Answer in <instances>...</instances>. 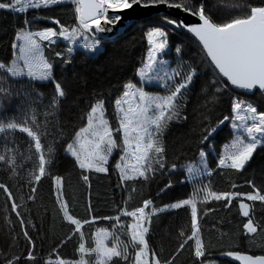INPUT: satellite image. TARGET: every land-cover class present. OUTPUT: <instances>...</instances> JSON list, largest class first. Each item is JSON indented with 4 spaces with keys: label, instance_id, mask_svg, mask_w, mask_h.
<instances>
[{
    "label": "trees",
    "instance_id": "trees-1",
    "mask_svg": "<svg viewBox=\"0 0 264 264\" xmlns=\"http://www.w3.org/2000/svg\"><path fill=\"white\" fill-rule=\"evenodd\" d=\"M0 2L9 3L10 0ZM141 2L150 3V0ZM170 2L185 3L193 8L203 3L206 14L214 22L224 23L247 13L246 7L233 5H260L264 0ZM163 17L176 20L168 15L137 20L120 34L95 38L100 41L101 48L94 52L82 46L72 47L62 38H56L52 43L41 41L45 57L53 64V77L66 93L54 115L48 117L43 113L52 111L49 105L55 95L54 83L31 80L26 76L11 77L0 69V89H6L0 91V122L6 123L14 118L22 120L24 113L31 114L34 110L41 125L39 131L43 133L42 144L45 148L51 145L55 149L52 163L46 165V173L37 183L32 181V174L38 168V156L30 147V139L19 131L0 133V155L5 156V160L0 161V184L11 193L9 197L0 189V264H9V261L12 264H58L59 259L78 261L81 257L79 244L83 242L86 248L95 247L98 229L114 232L123 242V247L130 241L128 225L132 218L121 213L142 207L145 200L152 201L146 209L149 212L192 199L194 189L204 185L217 193L242 194L254 192V185L264 194V146L257 148L241 171L219 166L217 158L235 134L231 123L233 102L244 100L264 112V94L259 91L251 95L237 92L230 85L216 93L215 88L226 81L212 66L200 44L186 31L167 24ZM57 20L59 24L55 23ZM61 26H78L75 5L71 0L23 12L0 9V63L8 65L17 58L14 45H17L19 33L46 28L59 31ZM152 28H162L167 32L168 48L161 55L167 67L179 69L182 74L191 71L193 79L179 98V119H173L162 135L164 168L147 180L124 181L116 167L123 155V133L117 131L120 115L115 101L123 94L125 84L140 85L138 73L147 62L151 48L147 34ZM70 47L73 49L71 52L68 51ZM65 60L70 62L64 63ZM180 82L181 77H175L168 87L148 84L146 88L150 92L167 95ZM98 100L103 101L105 118L118 139V148L105 173L81 169L67 150L76 134L87 126L88 113ZM225 116L230 117L229 121L218 126ZM213 128L215 132H211ZM206 135L208 139L204 140ZM201 151L207 154L208 167L213 172L189 179L192 175L185 166L197 161ZM13 158L14 163H11ZM84 176L88 177L87 181ZM57 177L60 178L59 184L56 183ZM241 200L252 205L251 215L258 224L254 234H245L243 225L248 218L242 215ZM14 203L18 205L15 210L12 208ZM62 203H66L68 213L81 222L96 218L81 228L83 239L74 231L75 225L65 219ZM196 203L205 255L199 259L195 257L194 239L184 243L192 232L190 206L168 208L152 215L147 223L146 239L160 264H236L225 257L227 253L264 255V203L248 201L243 196L232 199L227 206L225 200L211 198L206 203L196 198ZM116 216H120L123 227L113 229L115 220L104 218ZM25 232L28 237H25ZM107 244L112 246V239ZM181 244H184L183 248ZM29 253L35 259H28ZM128 253L130 257L134 255L130 245ZM87 259L94 264L95 254ZM111 264H131V259L113 258Z\"/></svg>",
    "mask_w": 264,
    "mask_h": 264
},
{
    "label": "snow or ice",
    "instance_id": "snow-or-ice-1",
    "mask_svg": "<svg viewBox=\"0 0 264 264\" xmlns=\"http://www.w3.org/2000/svg\"><path fill=\"white\" fill-rule=\"evenodd\" d=\"M62 2L63 0H10L9 3L0 2V9L11 8L23 12L29 8H48ZM71 2L75 5L77 27L67 28L61 26L59 31L54 28H46L38 32L23 31L17 35V40H21L23 43L14 45V47L19 48L17 58L8 65L0 63V69H3L11 77L26 76L31 80L54 83L55 95L49 105L52 111H45L43 113L45 117L54 115L55 109L58 108L66 93L61 84L55 81L53 64L44 56L40 41L52 43L54 38H62L75 44L78 33L80 36H84L85 41H87L88 37L84 34L92 32L93 28L96 33L110 32L112 29L103 25L114 24L121 20L119 15L109 16V10L117 12L141 4V0H71ZM157 3L166 4L170 8L181 9L199 18L200 23L191 26L184 24L183 21L177 22L176 20L167 19L166 22L176 27H186L187 31L194 34L201 42L211 63L218 69L219 74L226 78V82L215 88L216 93L223 91L229 85L249 92L259 90L264 93V3L260 5H241L237 3L233 7H246L247 13L224 23L214 22L206 14L203 3L198 8H193L186 6L185 3H174L170 0H150V3H145L144 6L148 7L150 4L155 5ZM101 21H103V25ZM55 23L59 24L60 22L57 20ZM147 36L151 48L145 67L140 69L138 73L141 80L150 82L152 79H162L165 87H168L169 82L173 81L175 77H181V82L175 85L174 90H170L167 95L163 96L150 94L142 87H137L131 82L124 85L125 91L121 98L115 101L117 113L120 115V124L117 131L123 133L125 156H130L135 161L132 164L125 163L123 167L120 163H117L116 167L120 169L121 179L124 181L137 178L147 180L150 175L164 168L165 148L162 135L173 119H179L181 107L179 98L183 96L184 91L187 90L193 79L191 71L182 74L179 69L169 70L167 62L160 59V56L166 52L168 45L165 30L156 28L151 30ZM37 37L39 40L36 39ZM99 43L100 41L93 37V40L86 42L84 47L89 50H96ZM72 50L71 47L68 49L69 52ZM57 55L60 54L57 53ZM19 61H23V66L20 65ZM69 62L64 61V63ZM148 73H162L163 75L162 77L149 76ZM0 91H6V89H0ZM137 98L138 102H136ZM215 98L213 96V100ZM124 105H128L127 109ZM232 112L234 115L231 117V121L235 134L232 142L225 147V153L219 159V166L241 171L257 148L264 146V112H259L255 106L241 100L233 102ZM229 119L230 117L225 116L218 122V126L223 125ZM87 121V127L82 128L76 134L78 138L76 146L69 144L67 150L76 159L81 169H95L98 172L107 171L103 165L107 163L108 156L118 145L113 138V130L104 117L103 101L98 100L91 107ZM40 127V122L34 110L31 114L24 113L22 120L18 121L14 118L6 123L0 122V133L19 131L26 134L32 142L30 147L34 148L35 154L38 156V168L32 174V181L37 183L45 175L46 165L52 163L55 151L53 146L49 145L45 148L42 144L41 136L43 133L39 131ZM215 131V128L211 129V132ZM89 132L94 138L93 140H88L87 136H84L82 140L79 139L83 134ZM211 132H209V135H211ZM207 139L208 136L206 135L204 140ZM200 156L202 159L199 167H189L188 169L194 178L202 174H210L205 169V161L203 160L205 153L201 151ZM124 159L125 157H121L122 161ZM4 160L5 156L0 155V161ZM11 163H14V158ZM172 167L175 168L176 166L173 165ZM200 169H205V171L202 173ZM84 180L87 181L88 177L84 176ZM56 183H60V178H56ZM253 188L254 192L246 194L239 192L217 193L204 185L194 189L192 199H185L165 208L152 209L149 212H146V209L149 208L152 201L145 200L142 207H138L134 211L125 210L121 213V215L132 217L135 221L128 225V231L130 232L128 244L121 247L123 242L114 232L98 229L95 235V247L86 248L82 242L78 247V252L81 254L78 261L65 262L63 259H59L58 264H90L85 256L91 257L92 254H95L94 264H111L113 258H120L125 261L131 259V264H160L156 254L151 252L149 248L146 239L148 227L145 224L150 222L151 216L158 211L184 206H190L191 208L192 227L191 235L187 237L184 243L194 239V255L199 259L205 255V244L199 235L196 198H200L202 203L208 202L209 198L216 201L225 200L227 202L226 206L231 204L232 199L241 196L248 201L264 203V194L259 189H255L254 185ZM0 189H3L11 197V193L3 184H0ZM32 191L35 192L36 189L33 188ZM239 206L242 215L248 218L243 225L245 234L256 233L258 224L251 215L252 205L241 200ZM17 207L18 205L15 203L12 205L13 210ZM62 209L64 210L65 219L75 225L74 231L80 233L83 239L81 228L84 224L94 222L96 218H93L92 221L81 222L68 213L66 203H62ZM104 219L115 220L116 223L113 225V229L117 226L123 227L120 216ZM24 235L28 237L27 232ZM181 235H184V233L182 232ZM109 239H112L111 247L106 243ZM129 245L134 249V255L131 257L128 253ZM180 247L183 248L184 244H181ZM227 255L234 256L242 264H264V255L252 256L233 252H229ZM16 259H19V257ZM28 259L33 260L35 257L29 253ZM9 264H12V262L9 261Z\"/></svg>",
    "mask_w": 264,
    "mask_h": 264
},
{
    "label": "water",
    "instance_id": "water-1",
    "mask_svg": "<svg viewBox=\"0 0 264 264\" xmlns=\"http://www.w3.org/2000/svg\"><path fill=\"white\" fill-rule=\"evenodd\" d=\"M111 13H115V14L119 15L121 17V20L119 22H116L113 25H111L112 26L111 27L112 28L111 34H108L107 32L100 33L101 37H103V38H108V37L120 34L131 23H134L137 20L147 19V18L156 16V15H168V16H171L173 18H176L177 22L183 21L184 24L189 25V26L196 25V24L200 23L199 18L197 16H193L190 13L185 12L181 9L170 8L166 4H159V3H157L155 5L150 4V6L145 7L144 3L141 2L140 5H136L131 9H126V10L117 11V12L111 11ZM102 25H103V23H102ZM170 26L174 27L175 29H177L179 31H183V30L186 31L200 44V46L204 50L203 45L198 40V38L195 37L194 34L188 32L186 27H176L175 25H170ZM204 52L207 56L206 50H204ZM207 58L209 59V61L211 63L210 58L208 56H207ZM212 66L215 68V66L213 64H212ZM215 70L218 72V69L215 68ZM218 74H219V72H218ZM220 76L222 79H224L226 81V78L222 77V75H220ZM231 87L236 91L243 92V93H246L249 95L254 94L257 91V90H255L253 92H249V91H246L243 89L236 88L235 86H231ZM233 253L252 255V254L241 253V252H233ZM252 256H262V255H252ZM225 257L233 263L242 264V262L236 260L234 256L226 255Z\"/></svg>",
    "mask_w": 264,
    "mask_h": 264
},
{
    "label": "rangeland",
    "instance_id": "rangeland-1",
    "mask_svg": "<svg viewBox=\"0 0 264 264\" xmlns=\"http://www.w3.org/2000/svg\"><path fill=\"white\" fill-rule=\"evenodd\" d=\"M19 7V6H18ZM15 10V9H14ZM17 11V10H16ZM153 29H155V28H152L151 30H153ZM160 29H162V28H160ZM150 30V31H151ZM36 32H38V31H36ZM111 32L112 31H110V32H107L108 34H111ZM85 36H87L88 37V40L87 41H85V39H84V36H80L79 35V33L77 34V42L75 43V44H73V43H71L70 41H68L70 44H71V46L72 47H76V46H82V47H84V44L86 43V42H91L92 40H93V37L91 36V34L90 33H85L84 34ZM37 40H39V38L37 37L36 38ZM56 40V38H54V41ZM23 43V41H21V40H18V42H17V45H19V44H22ZM40 43H41V45H42V42L40 41ZM43 47V46H42ZM85 48V47H84ZM99 48H101V45H100V43H99V45H97V49H99ZM167 48H168V45H167ZM96 49V50H97ZM87 50H89V49H87ZM16 51H17V56L19 55V48L18 47H16ZM43 51H44V47H43ZM90 52H94V50H89ZM44 56H45V54H44ZM160 59H163L164 61H165V59L163 58V57H161L160 56ZM19 63H20V65L21 66H23V61H19ZM145 67V66H144ZM143 67V68H144ZM169 70H171L170 68H168ZM25 71H26V69H25ZM148 75L149 76H161L162 77V73H148ZM141 78V77H140ZM141 81V83H140V85L139 84H135V83H133V84H135L137 87H142L146 92H148V93H150V94H156V95H161V96H163L162 94H158V93H156V92H150V91H148L147 90V88H146V86L148 85V84H151V85H161V86H163V85H165V83H164V81L162 80V79H152L150 82L148 81V80H140ZM125 91V90H124ZM122 96V95H121ZM121 98V97H120ZM241 101H244V100H241ZM136 102H138V98H137V101ZM244 102H246V103H250V102H247V101H244ZM250 104H252V103H250ZM253 105V104H252ZM254 106V105H253ZM124 107H125V109H127V107H128V105H124ZM116 109H117V106H116ZM258 110V109H257ZM260 112V111H259ZM233 115H234V113H233ZM104 117H105V113H104ZM106 119V118H105ZM232 123V122H231ZM108 125H109V123H108ZM87 127V126H86ZM85 127V128H86ZM109 127H110V125H109ZM84 136H87V139L88 140H93L94 138L91 136V134H90V132L89 133H86V134H83L82 135V137H80L79 139H83L84 138ZM113 138L116 140V143H117V137L114 135V133H113ZM77 136H76V138H75V140L71 143V144H73L74 146H76V142H77ZM233 140V139H232ZM232 140L231 141H229V142H227L226 143V145L224 146V148H223V151H222V153H221V155L219 156V159L220 158H222V156L224 155V153H225V147L227 146V145H229L231 142H232ZM118 145V144H117ZM117 148L118 147H116V148H114L113 150H112V153L108 156V160H107V163L106 164H104L103 165V167H105L106 169H108V166L111 164V158H113V156H114V154H115V151L117 150ZM122 152H123V155H122V157H125V159L122 161L121 160V158H120V161H119V163L121 164V166L123 167L124 166V164L125 163H129V164H132V163H135V161L134 160H132V158L130 157V156H125V152H124V150H123V148H122ZM204 153H205V151H203ZM70 153V152H69ZM121 157V156H120ZM201 156H199V158H198V160L196 161V162H190L189 164H187L186 166H185V169L186 170H188L189 169V167H192V168H198L199 167V163H200V161H201ZM218 159V160H219ZM203 160L205 161V168H206V171L208 172V173H210V170H209V168H208V166H207V162H206V153H205V156L203 157ZM86 170H88V171H90V170H95V169H86ZM118 170H120V169H118ZM200 171L203 173L204 171H205V169H200ZM189 172V171H188ZM197 177H199V176H197ZM196 177V178H197ZM191 178H193V177H191ZM190 178V179H191ZM147 212V211H146ZM157 213V212H156ZM132 218V217H131ZM133 222H135L134 221V219L132 218V223ZM147 223L148 222H146V224H145V226L146 227H148L147 226ZM106 243H107V241H106ZM109 247H111L110 245H108Z\"/></svg>",
    "mask_w": 264,
    "mask_h": 264
},
{
    "label": "built area",
    "instance_id": "built-area-1",
    "mask_svg": "<svg viewBox=\"0 0 264 264\" xmlns=\"http://www.w3.org/2000/svg\"><path fill=\"white\" fill-rule=\"evenodd\" d=\"M111 11H112V10H109V12H108V15H109V16L117 15V14H115V13H111ZM101 23H103V21H101ZM111 25H113V24H111ZM89 33L91 34L92 37H95V38H98V37L101 36L100 33H96V32H95V29H94V28H93V31H92V32H89Z\"/></svg>",
    "mask_w": 264,
    "mask_h": 264
},
{
    "label": "crops",
    "instance_id": "crops-1",
    "mask_svg": "<svg viewBox=\"0 0 264 264\" xmlns=\"http://www.w3.org/2000/svg\"><path fill=\"white\" fill-rule=\"evenodd\" d=\"M44 52V51H43ZM236 91V90H235ZM257 91H259V90H257ZM256 91V92H257ZM237 92H239V91H237ZM259 92H261V91H259ZM262 93V92H261ZM223 151V150H222ZM222 153V152H221ZM221 155V154H220ZM219 155V156H220ZM219 156H217V158L219 159ZM219 161V160H218ZM196 162V161H195ZM206 162H207V166H209L208 164H209V159L207 158V154H206ZM209 168V167H208ZM206 169V168H205ZM108 170V169H107ZM209 170H210V173H212L213 172V170L212 169H210L209 168ZM91 171H93V170H91ZM94 171H96V170H94ZM119 172H120V170H118ZM105 172H107V171H104L103 173H105ZM188 172V171H187ZM189 173V172H188ZM193 177V176H192ZM191 178V177H190ZM189 178V179H190ZM132 224V223H131ZM88 258V256H85V259H87ZM157 258V257H156ZM88 260V259H87Z\"/></svg>",
    "mask_w": 264,
    "mask_h": 264
},
{
    "label": "bare ground",
    "instance_id": "bare-ground-1",
    "mask_svg": "<svg viewBox=\"0 0 264 264\" xmlns=\"http://www.w3.org/2000/svg\"><path fill=\"white\" fill-rule=\"evenodd\" d=\"M103 26L106 27V28H111L112 27L111 24H109V25H103Z\"/></svg>",
    "mask_w": 264,
    "mask_h": 264
},
{
    "label": "flooded vegetation",
    "instance_id": "flooded-vegetation-1",
    "mask_svg": "<svg viewBox=\"0 0 264 264\" xmlns=\"http://www.w3.org/2000/svg\"><path fill=\"white\" fill-rule=\"evenodd\" d=\"M162 19L164 20V19H170V18H167V17H163ZM172 19H173V17H172ZM175 19H176V18H175ZM176 21H177V19H176Z\"/></svg>",
    "mask_w": 264,
    "mask_h": 264
}]
</instances>
